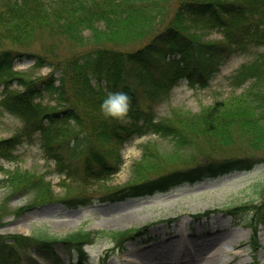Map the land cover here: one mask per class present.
Returning <instances> with one entry per match:
<instances>
[{
	"label": "trees",
	"instance_id": "1",
	"mask_svg": "<svg viewBox=\"0 0 264 264\" xmlns=\"http://www.w3.org/2000/svg\"><path fill=\"white\" fill-rule=\"evenodd\" d=\"M213 32L222 38L204 39ZM249 47H264V0H0V108L22 122L0 139V158L14 161L19 146L38 142L66 176L60 196L43 174L7 171L0 185L9 190L8 198L25 194L31 201L16 213L53 202L127 200L264 163V51L232 74L229 97L199 112L158 110L179 80L205 88L227 59ZM25 59L51 70L27 77L14 68ZM115 91L130 100L127 114L118 117L101 108ZM148 134L167 141L172 152L146 145L131 179L111 188L106 182L124 163L123 146ZM95 186L99 194L93 196ZM242 211L250 214L246 225L256 254L264 200L194 216L238 217ZM146 230L79 229L53 236L38 228L30 236L0 234V262L16 249L36 248L51 257L59 246L76 250L82 264L85 245L105 238L122 249Z\"/></svg>",
	"mask_w": 264,
	"mask_h": 264
},
{
	"label": "rangeland",
	"instance_id": "2",
	"mask_svg": "<svg viewBox=\"0 0 264 264\" xmlns=\"http://www.w3.org/2000/svg\"><path fill=\"white\" fill-rule=\"evenodd\" d=\"M221 37L220 33L213 32L204 39L217 40ZM263 51L264 47H249L245 51H237L224 62L206 88L194 86L185 79L179 80L170 99L158 108L160 114H169L172 109L199 112L216 101L229 97L234 91L230 83L232 74ZM16 69L31 78L50 71L49 67H34V63L29 60L18 63ZM20 125V119L0 110V138L12 135ZM149 144L157 146L160 151L172 152V146L157 135L134 137L122 148L124 163L120 171L106 182L111 188L124 186L131 179L133 164L141 159L144 147ZM14 154L15 161L2 160L0 165L7 170L20 168L45 174L54 190L63 194L60 185L65 177L56 171L53 161L45 159L40 144H24ZM3 177L4 172L0 171V179ZM96 186L90 190L93 196L99 194ZM7 194L0 187V205ZM103 200L95 198L90 205L79 207L49 204L22 217H15V210L29 202L26 196L17 195L10 199L3 212L7 217L2 221L5 224L0 228V233L31 235L37 233L38 227H43L51 235L62 236L78 229L117 231L145 226L148 227L146 235L129 241L122 250L112 247V242L107 239H100L87 246V258L83 264H264V225L260 226V248L255 254L250 243L251 228L246 225L249 212L242 211L238 217L227 212H214L208 218L200 219L193 216L204 211L261 204L264 200V163L256 165L250 171H238L216 179L186 183L148 197L115 203ZM176 242H179V246ZM56 254L63 264H68L70 257L77 264L76 252L68 255L57 248ZM217 254L220 256L216 257ZM37 255L35 250L30 253L18 251V258L14 260L16 263L8 262L55 264L53 259L50 261ZM212 258L214 259L211 260Z\"/></svg>",
	"mask_w": 264,
	"mask_h": 264
},
{
	"label": "clouds",
	"instance_id": "3",
	"mask_svg": "<svg viewBox=\"0 0 264 264\" xmlns=\"http://www.w3.org/2000/svg\"><path fill=\"white\" fill-rule=\"evenodd\" d=\"M101 108L107 115L122 116L127 114L130 108V100L126 92H111L104 98Z\"/></svg>",
	"mask_w": 264,
	"mask_h": 264
},
{
	"label": "bare ground",
	"instance_id": "4",
	"mask_svg": "<svg viewBox=\"0 0 264 264\" xmlns=\"http://www.w3.org/2000/svg\"><path fill=\"white\" fill-rule=\"evenodd\" d=\"M179 244V242H176V245H178ZM179 246V245H178ZM216 257H219L220 256V254H217V255H215ZM214 258H212L211 260H213Z\"/></svg>",
	"mask_w": 264,
	"mask_h": 264
}]
</instances>
